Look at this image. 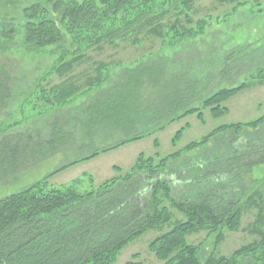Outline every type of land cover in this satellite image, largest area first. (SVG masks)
Returning a JSON list of instances; mask_svg holds the SVG:
<instances>
[{
  "label": "trees",
  "instance_id": "trees-1",
  "mask_svg": "<svg viewBox=\"0 0 264 264\" xmlns=\"http://www.w3.org/2000/svg\"><path fill=\"white\" fill-rule=\"evenodd\" d=\"M197 1L33 0L22 9L20 21L0 24V53L12 49L32 55L58 53L24 101L36 116L57 114L47 128L18 129L21 122L16 121L0 124V180L15 177L71 144L74 127L83 129L87 138L104 125L128 131L129 139L101 150L106 151L142 138L144 134L136 132L141 123L155 131L192 114L203 122L204 109L212 117L222 116L229 98L253 82L264 83L262 65L251 73L249 82L234 86V78L249 70L238 72L235 65L242 61L236 60L241 56L234 51L226 54L234 52V57L213 61L206 72L190 73L183 67L185 59L190 60L189 43L203 35L213 20L210 15L193 17ZM217 1L233 2L232 10L245 3ZM142 35L167 44L172 54L152 51L125 65L98 62L85 78L74 73L89 49L128 40L139 43ZM4 67L0 64V112L17 90ZM114 67H120L115 80L100 88ZM53 76L57 81L52 83ZM224 81L228 84L221 86ZM95 88L99 89L84 110L61 115L63 107ZM263 125L262 117L221 125L157 160L139 153L128 171L86 190H79L80 178L59 186L49 178L99 150L63 165L0 199V264H114L123 248L149 230L160 232L148 249L162 264H264V193L248 171L264 161V157L255 159L254 143L255 132ZM182 131L174 134L172 145ZM222 136L228 141L222 142ZM154 145L158 147L156 139ZM178 159L180 165L167 175H177L178 183H172L162 173ZM249 209H255L249 227L255 239L228 256L211 252L201 260L199 245L188 242L187 236L207 231L218 245L223 230L238 229L242 213Z\"/></svg>",
  "mask_w": 264,
  "mask_h": 264
},
{
  "label": "rangeland",
  "instance_id": "rangeland-1",
  "mask_svg": "<svg viewBox=\"0 0 264 264\" xmlns=\"http://www.w3.org/2000/svg\"><path fill=\"white\" fill-rule=\"evenodd\" d=\"M243 1L245 3L236 10H232L233 2L222 3L217 0H198L195 3L194 18L210 15L213 20L205 28V33L188 45L190 48L188 58L190 60L185 59L182 65L190 73L206 72L213 67V61H222L223 57L227 58L231 55L234 57V52H238L241 57L236 60L241 59L240 62L242 61L240 64L235 65V67L240 68L238 72L246 69L245 67H249L248 71L245 72L244 70L243 73L234 78L233 84L238 86L244 81L249 82L251 73L258 66L264 65V0ZM32 2L33 0H0V24L20 21L22 19V9ZM226 14L228 15L226 16ZM214 18H218L221 22H216ZM66 45L69 47L68 43ZM47 51L37 55L27 54L16 49L0 53V64L5 65L4 68L11 76L14 89H17L14 92L13 101L5 110L0 112V124L2 126H4V122L7 124L16 121L17 124L21 122L18 129L34 128L35 126L47 128L52 118L57 114L56 111H52L36 116L32 109H28L30 106L24 102L28 94L33 91L38 80L52 66L58 56L57 52L52 54ZM152 51L160 55H170L173 49L165 43L162 46L160 40L155 37L142 35V40L139 43L128 40L120 41L116 46L105 45L100 49H89L86 58L75 68L74 73H80L81 78H85L89 73L88 71L94 68L98 62L125 65ZM230 51H234L233 54L226 56ZM244 60H247L248 63H243ZM218 64L220 65V62ZM119 69L120 67L111 69L100 88L113 83L120 71ZM235 69L237 70V68ZM49 81L56 82V76H53ZM230 83H232V80H230ZM226 84L228 83L224 81L220 85ZM98 89H92L88 93L75 98L60 110L61 115H73L77 110H84L92 101ZM22 105H24L25 111L20 109ZM224 105L228 108V111L219 117H212L209 110L204 109L203 122L195 114H192L175 119L170 123L166 122L163 124V128L155 131L154 129L147 130L144 124L141 123L137 126L136 132L144 134L142 138L126 142L106 151L101 150L129 139L128 131L113 129L104 125L94 129L91 138H87L83 129L74 127L72 129L73 140L71 144H66L53 156L28 165L20 170L15 177L11 174L12 177H9V180H5L6 177L4 176L0 180V199L36 182L67 163L83 158L87 153L96 149L99 150L98 154L67 165L62 170L55 172L49 178V181L59 186L68 185L74 179L80 178L82 183L79 190L90 189L106 179L128 171L139 153L154 157L157 160L183 148L192 141L200 140L218 126L237 122L246 123L260 117L264 118V83L255 84L253 82L248 89L238 92L229 98ZM196 106H200L199 103H196ZM182 128L181 137L175 145H172V137ZM221 138H223L222 142L228 141L227 136ZM155 139L158 142V147L154 145ZM254 143L256 146L255 159L263 158L264 125L255 132ZM180 162L181 159L169 162L162 176L169 177L172 183H178L179 179L176 174L167 175L174 168V165L179 166ZM115 167L119 169H115ZM248 171L257 180L256 186L260 187L264 193V161H258L252 166V169L249 167ZM254 212L255 209H249L242 213L241 224L238 229L233 231L223 230L224 239L218 245H215L214 234L207 231L190 234L187 236V241L199 245L201 260L211 252H214L215 255L228 256L234 250L255 239V234L249 231V227L254 221ZM159 233L157 230H149L129 243L121 250L114 264H127L130 260L140 264H162L163 262L148 249L149 242Z\"/></svg>",
  "mask_w": 264,
  "mask_h": 264
}]
</instances>
